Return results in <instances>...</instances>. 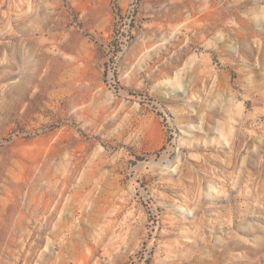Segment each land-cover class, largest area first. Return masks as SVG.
Wrapping results in <instances>:
<instances>
[{
    "label": "rangeland",
    "instance_id": "obj_1",
    "mask_svg": "<svg viewBox=\"0 0 264 264\" xmlns=\"http://www.w3.org/2000/svg\"><path fill=\"white\" fill-rule=\"evenodd\" d=\"M264 264V0H0V264Z\"/></svg>",
    "mask_w": 264,
    "mask_h": 264
},
{
    "label": "built area",
    "instance_id": "obj_2",
    "mask_svg": "<svg viewBox=\"0 0 264 264\" xmlns=\"http://www.w3.org/2000/svg\"><path fill=\"white\" fill-rule=\"evenodd\" d=\"M140 264H144V262H143V261H141V262H140Z\"/></svg>",
    "mask_w": 264,
    "mask_h": 264
}]
</instances>
